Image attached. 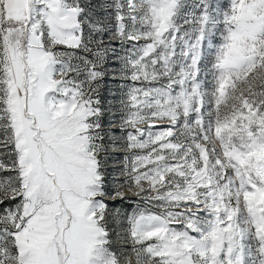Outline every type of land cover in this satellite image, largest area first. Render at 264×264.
<instances>
[{
	"label": "snow or ice",
	"instance_id": "obj_1",
	"mask_svg": "<svg viewBox=\"0 0 264 264\" xmlns=\"http://www.w3.org/2000/svg\"><path fill=\"white\" fill-rule=\"evenodd\" d=\"M0 264H264V0H0Z\"/></svg>",
	"mask_w": 264,
	"mask_h": 264
},
{
	"label": "rangeland",
	"instance_id": "obj_2",
	"mask_svg": "<svg viewBox=\"0 0 264 264\" xmlns=\"http://www.w3.org/2000/svg\"><path fill=\"white\" fill-rule=\"evenodd\" d=\"M115 88H116V85L111 79H108L106 83L102 85V87L100 88V99H101L102 104L105 107H107L109 104L113 102ZM113 111H115V109H113ZM108 120H109V117H108V114H106L104 118V124L106 127L108 125ZM116 135H120V133L117 132ZM117 155L120 157V159H122L123 152L121 151ZM109 165H110V170L112 167L120 166L118 160H113L111 158L109 159Z\"/></svg>",
	"mask_w": 264,
	"mask_h": 264
}]
</instances>
